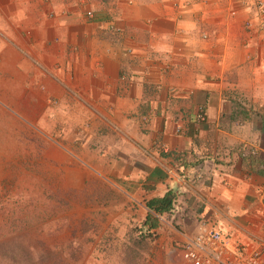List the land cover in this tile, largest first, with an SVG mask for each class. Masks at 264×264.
Here are the masks:
<instances>
[{
	"label": "crops",
	"instance_id": "1",
	"mask_svg": "<svg viewBox=\"0 0 264 264\" xmlns=\"http://www.w3.org/2000/svg\"><path fill=\"white\" fill-rule=\"evenodd\" d=\"M13 142L39 172L87 163L109 207L154 215L162 264L202 222L248 255L264 245V0H0V161Z\"/></svg>",
	"mask_w": 264,
	"mask_h": 264
},
{
	"label": "rangeland",
	"instance_id": "2",
	"mask_svg": "<svg viewBox=\"0 0 264 264\" xmlns=\"http://www.w3.org/2000/svg\"><path fill=\"white\" fill-rule=\"evenodd\" d=\"M15 143L0 161V264H162L142 221L88 188L87 163H75V178L39 172Z\"/></svg>",
	"mask_w": 264,
	"mask_h": 264
},
{
	"label": "built area",
	"instance_id": "3",
	"mask_svg": "<svg viewBox=\"0 0 264 264\" xmlns=\"http://www.w3.org/2000/svg\"><path fill=\"white\" fill-rule=\"evenodd\" d=\"M91 15L92 12L87 11V16ZM196 119L206 120L201 108L196 114ZM170 253L178 256L183 264H264V245L257 247L248 255H231L225 248L221 232L206 228L203 222L194 236L174 244Z\"/></svg>",
	"mask_w": 264,
	"mask_h": 264
},
{
	"label": "trees",
	"instance_id": "4",
	"mask_svg": "<svg viewBox=\"0 0 264 264\" xmlns=\"http://www.w3.org/2000/svg\"><path fill=\"white\" fill-rule=\"evenodd\" d=\"M174 194L171 191L166 192L162 197L153 198L148 201L147 206L156 213H162L171 209ZM146 225V226H145ZM157 225V219L154 215L148 214L146 221L142 225L143 233L149 237H154V233L150 231L151 227Z\"/></svg>",
	"mask_w": 264,
	"mask_h": 264
}]
</instances>
